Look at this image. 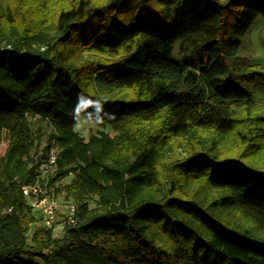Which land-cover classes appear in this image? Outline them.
<instances>
[{
	"label": "trees",
	"instance_id": "trees-1",
	"mask_svg": "<svg viewBox=\"0 0 264 264\" xmlns=\"http://www.w3.org/2000/svg\"><path fill=\"white\" fill-rule=\"evenodd\" d=\"M258 20L264 0H0V264H264ZM78 92L111 134L75 131ZM29 117L52 128L48 187L70 178L58 237L21 192L48 153Z\"/></svg>",
	"mask_w": 264,
	"mask_h": 264
},
{
	"label": "rangeland",
	"instance_id": "rangeland-1",
	"mask_svg": "<svg viewBox=\"0 0 264 264\" xmlns=\"http://www.w3.org/2000/svg\"><path fill=\"white\" fill-rule=\"evenodd\" d=\"M243 50L241 53V57H251V61L249 64L253 65L254 71L259 75L256 82L251 86V90L253 91V94L255 96L256 100H262L264 98V22L262 20H258L254 26L252 27L249 38L243 45ZM173 58L178 59L177 56V46H175V49L172 54ZM245 61V59H244ZM248 64V61H246ZM248 64V65H249ZM30 123V128L32 133L35 135V146L31 152V157L35 160L38 159L47 149L54 148V140L52 139V128L48 123L45 121L40 120L37 117H29L28 118ZM75 131L82 136L83 138L87 139L89 135L97 133V132H105L111 134V131L108 126L104 124L100 125H88L83 128H76ZM7 139L5 136H3L1 143H0V156L3 155L6 146H7ZM70 178H64L59 181H57L52 187L56 189L57 192V199L63 203L65 200L63 198V193L61 191V188L64 184L69 182ZM207 191L205 189H201L199 191V194L201 197L206 196L205 193ZM94 205V201H91V206ZM224 214L229 217V219H234L235 216L232 212L224 210ZM62 215H58L56 219L55 224V236H60L61 233L58 232V225L61 220Z\"/></svg>",
	"mask_w": 264,
	"mask_h": 264
},
{
	"label": "built area",
	"instance_id": "built-area-1",
	"mask_svg": "<svg viewBox=\"0 0 264 264\" xmlns=\"http://www.w3.org/2000/svg\"><path fill=\"white\" fill-rule=\"evenodd\" d=\"M56 154V147L48 149L46 158L41 160L38 166L39 181L23 186L21 192L31 208L39 214L44 228L55 231L57 216L62 215L57 228L58 232H61L65 225H74L77 219L75 205L71 202L61 203L47 184L48 177L52 176L57 169Z\"/></svg>",
	"mask_w": 264,
	"mask_h": 264
},
{
	"label": "clouds",
	"instance_id": "clouds-1",
	"mask_svg": "<svg viewBox=\"0 0 264 264\" xmlns=\"http://www.w3.org/2000/svg\"><path fill=\"white\" fill-rule=\"evenodd\" d=\"M104 98H92L83 92H78L72 109V117L76 128L88 125H100L105 120H113L116 114L105 109Z\"/></svg>",
	"mask_w": 264,
	"mask_h": 264
}]
</instances>
